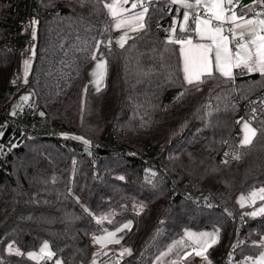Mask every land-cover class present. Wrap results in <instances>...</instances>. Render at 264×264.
<instances>
[{
    "label": "trees",
    "instance_id": "16d2710c",
    "mask_svg": "<svg viewBox=\"0 0 264 264\" xmlns=\"http://www.w3.org/2000/svg\"><path fill=\"white\" fill-rule=\"evenodd\" d=\"M106 2L33 0L26 27L33 43L15 57L4 43L15 15L0 0V88L10 82L11 90L0 91V110L28 90L36 117L67 133L63 144L59 137L31 138L0 115V132L11 130L4 141L0 136V264H36L27 254L43 242L54 253L45 264H89L96 259L92 239L127 219L132 227L121 245L131 254L117 264H150L185 228L215 229L219 241L208 253L217 257L235 234L233 213L243 212L234 197L264 187V113L249 120L257 130L251 144L238 143L240 108L264 90V75L236 68L232 79L213 72L199 90L184 83L178 47L168 42L181 10L161 0L149 1L142 30L109 50ZM94 55L106 61L99 92L85 74ZM170 91L178 93L166 102ZM108 130L122 154L83 150L84 136L99 142ZM159 146L174 181L224 208L171 197L169 180L146 161ZM233 150L236 164L225 155ZM248 230L251 240L234 246L235 260L255 255L264 216L249 218Z\"/></svg>",
    "mask_w": 264,
    "mask_h": 264
},
{
    "label": "snow or ice",
    "instance_id": "6c2138e0",
    "mask_svg": "<svg viewBox=\"0 0 264 264\" xmlns=\"http://www.w3.org/2000/svg\"><path fill=\"white\" fill-rule=\"evenodd\" d=\"M129 0H111V3H105L104 7L108 10L112 18L116 20L115 28L117 30L122 27L128 26L131 30H137V27L143 28L144 9L142 12L136 13L132 16H123L122 14L129 11L124 8V4H128ZM140 0L132 3L131 7L136 8ZM172 4H179L185 9L183 12V22L180 24L179 31L188 33L183 38L175 35L176 29H171L172 35L169 38V43L180 45V54L183 60V74L184 80L188 85L195 87L199 90V85L206 82L205 77L213 78V66L215 71L225 78L232 79L233 69L243 68L248 72L259 71L264 75V13L257 12L256 18L247 19L242 15H238L233 7L234 0H171ZM261 7H264V0H256ZM243 7L244 5H240ZM203 8V16H201L199 9ZM191 9L192 11H188ZM230 13V14H229ZM117 17H119L117 19ZM191 19V26L189 25V19ZM33 24L36 21L32 22ZM225 25L231 27L225 28ZM195 33V36L199 38V41H208L209 43L193 42V38L190 35ZM128 33L124 32L123 35L117 39L116 43L119 47L123 48L128 39ZM111 43V42H109ZM93 59H96L95 55ZM25 65L29 62L24 61ZM106 74V61L100 60L96 64V70L92 75L96 78L94 83L97 85V91H100V83ZM183 95V93L181 94ZM24 99H27L25 97ZM264 103V101H261ZM255 112V109H253ZM15 114V113H13ZM43 115V113H41ZM239 123V121H238ZM242 131L244 133L241 140V146H247L251 144L252 138L256 136L257 130L252 128L248 122H244L242 125ZM3 133L0 132V136ZM76 139H82L76 137ZM85 144L89 142L83 141ZM227 156L228 153H225ZM234 159H239L236 155ZM227 163V161H224ZM123 179V177H121ZM256 199L264 200V188L252 191L248 197L241 196L238 201L241 207L245 206L246 200H251L254 204ZM258 214H264V206L260 207L258 211L250 213L252 216ZM130 228V224H124L122 228H118L115 232H108L105 236L94 237L96 243L102 247H106L107 244H119L120 239L117 238L116 233ZM186 236L189 238L196 237L197 234L186 232ZM209 237L204 240L201 238ZM216 242L214 234L211 233H199L198 238L194 240V243L200 245L203 251H206L208 247ZM184 241H177L176 244H183ZM175 246V245H173ZM171 251V247L169 248ZM8 252H13L12 245H8ZM125 253L131 254V249L124 248L121 255ZM16 255H22L19 249L15 250ZM40 254L51 258L54 253L49 249L47 242L40 248ZM197 256L202 255V251L197 250L195 252ZM28 257L30 259H37V254L29 252ZM192 255L191 252L186 256ZM207 259L206 256L203 257ZM56 264H61L60 261H56ZM95 264V261L93 262ZM175 264V262H173ZM254 264H264V253L261 254Z\"/></svg>",
    "mask_w": 264,
    "mask_h": 264
},
{
    "label": "built area",
    "instance_id": "2783aa9c",
    "mask_svg": "<svg viewBox=\"0 0 264 264\" xmlns=\"http://www.w3.org/2000/svg\"><path fill=\"white\" fill-rule=\"evenodd\" d=\"M5 5L9 6L13 15H15L14 19L11 20L9 27L4 36V43L8 51L12 52L15 57H18V54L22 51L24 47L28 44H32L33 40L31 37L26 36V27L28 25V21L32 10L34 8L33 0H4ZM149 0H141L140 5L143 9L149 7ZM249 11V17L256 18V13L261 12L264 13V7H261L256 0H253ZM165 8H173L174 5L169 1L165 0L164 4ZM175 8V7H174ZM177 10V8H175ZM180 11V9H178ZM201 16L203 13L200 12ZM192 19V18H190ZM231 27L230 25H225V28ZM156 29H161L160 24L155 25ZM10 82H8L7 86L0 91L4 92V95H8L10 93ZM28 95V99L24 104V107L21 111L17 112L15 115H11L10 110L5 111L4 109L0 110V115L8 119L9 124L13 127H18L23 134L31 137V138H41V137H59L60 142L63 144L62 137H65L67 133L61 129V127L45 123L41 121L35 115V100L34 96L29 93L28 90L23 91ZM264 90H262L256 97H254L247 105L242 106L240 108L241 112H245L242 116L241 120L249 121L252 118L259 116L264 113ZM5 103V99L2 98L0 101V107ZM255 109V112H253ZM250 122V121H249ZM90 143V140L88 141ZM91 144V143H90ZM100 150L104 151H116L118 155L122 154V150L120 148L119 138L114 131L109 130L106 137L100 142L98 149H96V154L100 153ZM163 148L159 146L153 153H151L146 161L152 165H157L163 173V176L169 180V194L171 197H176L182 195L184 198H187L191 201L192 205L195 207H212L217 206L223 209V206H220L217 201H215L210 196L192 191L188 187V183L184 182V184H178L171 178L169 172L165 169V159L162 155ZM237 155V151L233 150L228 153V160L232 163L236 164L238 159H234L233 157ZM1 160V157H0ZM233 213V211H232ZM248 217L242 213L235 214L233 213V223L235 227V234L231 239L230 245L226 249L227 252L223 253L217 260V264H238L242 263L237 262L233 258V242L236 237V233H240V237L244 240V242H249V238L247 237L248 231Z\"/></svg>",
    "mask_w": 264,
    "mask_h": 264
},
{
    "label": "crops",
    "instance_id": "0c3cea01",
    "mask_svg": "<svg viewBox=\"0 0 264 264\" xmlns=\"http://www.w3.org/2000/svg\"><path fill=\"white\" fill-rule=\"evenodd\" d=\"M149 1H159V0H149ZM161 1H165V0H161ZM169 1L171 2V0H169ZM134 2H136V0H129V3L128 4H124L123 5L124 8L129 9V11H127V12H125V13L122 14L123 16H132V15H134L136 13H139V12H142L143 11V9H141L139 7V4L137 5L136 8H132L131 5ZM193 2H194V0H193ZM109 3H111V2H109ZM173 5H174L175 8L181 10L180 15H179V18H178V21H177V24H175L177 26V37H180V34L184 33V32H180L179 31V27H180V24L183 22V12L185 11V9H183V7L181 5H179V4H173ZM240 5H242L241 4V0H234V4L232 6H230V7H233L234 10L237 12L238 15H242V16H244L247 19H251L249 17V11H250L251 5L248 4V5H245L243 7H241ZM188 11L191 12L192 10L189 9ZM199 12H202L203 13V8L202 7L199 9ZM106 15L109 18V32H110V37H111L110 42L112 43V45L117 46V47H119V45H117L116 41H117V39H119V37L121 35L124 34V32H127L128 33V37L130 38L133 34L139 32L140 30H142L145 27L146 12H144V19L142 21L143 24H144V27L142 29L139 28V27H137V30H135V31L131 30V28L128 27V26L122 27L121 29L117 30L115 28L116 20L111 17V15L109 14V12H108L107 9H106ZM118 18L119 17H117V19ZM260 18H264V16H262ZM189 25L191 26V19H189ZM190 35L192 36L194 43L199 41V38L195 36V33H191ZM199 42L209 43L208 41H199ZM175 45L178 47V51H179V61H180L181 78H182L183 82L186 83L185 80H184V74H183V71H182V68H183V60H182V57H181V54H180V47L181 46L178 45V44H175ZM99 56L103 57V59H104V56L103 55H99ZM104 61H105V59H104ZM90 66H91V64L85 69L86 79H87V82L89 83V87H91V89L93 91H96L97 90V86H96V84L93 81L94 78H93V75H92V73L96 70V68L94 66H92V67H90ZM234 71H235V69H233V75H234ZM213 72H216L214 66H213ZM216 73H218V72H216ZM247 73H249V74H251V73L261 74L259 71H253V72H248L247 71ZM101 84H102V81H101V83L99 85L100 88H101ZM244 122H248L250 124V126L252 128H254L249 121H246V120L241 121V123L239 125L240 138H239V142H238L240 145H241L240 142H241V140L243 138V135H244V133L242 131V125H243ZM253 138H252V140H253ZM101 234H103V233H101ZM100 235H97V236H100ZM102 236L103 235H101V237ZM180 240H183L184 243L183 244H176V242L177 241H180ZM121 244L120 245H113V246L110 245L107 249H105L104 251H101L102 253H99L101 257L100 256L98 257V255H96V253L98 254L96 241H94V242L91 241V246H92L94 252H96L95 253V257L98 258V260L101 262V264H117L121 259H123L124 256L127 255V253H125L124 255H121V252L123 251V248H122V245ZM173 245H175V246H173ZM170 247H171V251H169V248ZM103 248L104 247L101 246V250ZM107 250L109 251V253H106ZM189 252H191L192 255L186 256V254L189 253ZM111 253L115 254V256L117 258L115 257V259H113L111 257L110 259H107V255L108 254H111ZM211 258H212V260L215 261V264H217L216 257H212L211 256ZM236 261L237 262H241L242 261V263H238V264H245V262H246L244 260V258L243 259H240V260H236ZM173 262H175V264H198L196 262V258H195V254H194V245L190 241L185 240L181 236V234L179 236L173 238L153 258V260L151 261L150 264H173Z\"/></svg>",
    "mask_w": 264,
    "mask_h": 264
},
{
    "label": "rangeland",
    "instance_id": "374dc122",
    "mask_svg": "<svg viewBox=\"0 0 264 264\" xmlns=\"http://www.w3.org/2000/svg\"><path fill=\"white\" fill-rule=\"evenodd\" d=\"M175 28L176 29V33L175 35L177 36V26L175 24L171 25L169 28H168V36L170 38V36L172 35L171 33V29ZM186 35L188 34H185V33H182L180 34V37L183 38L185 37ZM111 40V37H110V32H109V39H108V42H107V46L106 47L107 49H111V46H112V43H109ZM100 57V58H99ZM98 58H96L92 63H91V66H94L96 68V64L100 61V60H104L103 57L99 56ZM22 66L24 67V69H26V67L29 66V63L27 65H25V63L23 62L22 63ZM94 80L96 79L94 76H93ZM93 80V81H94ZM88 83V82H87ZM104 84V78L102 80V84H101V87L103 86ZM89 85V83H88ZM97 86V85H96ZM91 88V87H90ZM92 90V89H91ZM11 92V91H10ZM178 92L177 91H170L169 93H167L166 97H165V100L166 102H169L171 101L177 94ZM11 94V93H10ZM25 97H27L28 99V95L24 92L20 93L15 101L13 102L12 106H11V109H10V113L11 115H15L17 112L21 111L22 108L24 107V104L25 102L27 101V99H24ZM15 113V114H13ZM51 124V123H50ZM109 132V130H108ZM107 132V133H108ZM107 135V134H106ZM84 140H87L89 141L88 137L84 136ZM83 139L80 141L81 144H82V147H83V150H85L87 153L88 152H92L93 150V154L95 153L96 155V149H98V146L100 145V142L102 141H99V142H94V141H90V143L88 144H85L83 141ZM260 188H264V187H259V188H256L254 190H258ZM252 190V191H254ZM251 191V192H252ZM247 193V194H237L235 197H234V202L236 203V206L239 208V209H242L241 212L243 211V214L245 216H247L248 218H257V217H260V216H264V214H258L256 216H252L250 215V213L254 212V211H258V209L262 206H264V200H260V199H256L255 203L253 204L251 200H246L245 201V206L244 207H241L240 203L238 202L240 200V197L241 196H244V197H248L249 194L251 193ZM236 213H240L239 211H237ZM124 224H130V228L128 229H124L123 231H119L116 233L117 235V238L120 239V243L119 244H113V243H110V244H107L106 247H104L102 250H101V245L96 243L97 244V252L98 254L96 253V255H98V257L100 256L99 253H102L101 251H104L105 249H107L110 245H120L122 243V241L124 240V237L130 232L131 230V227H132V221L130 219H127L126 221H124L122 224H120L119 226L116 227V229L112 230V231H107L101 235L105 236L108 232H115L118 228H122ZM186 232H191V233H194V234H197L196 237H192V238H189L188 236H186ZM199 233H211V234H214L215 238H216V242L214 244H212L210 247L207 248L206 251H203L200 247L199 244L197 243H194V240H196L198 238V234ZM247 237L249 238V241L251 240V234H250V230H248L247 232ZM100 236H95V237H101ZM181 236L185 239V240H188L190 241L193 245H194V254L197 250H200L202 251V255L201 256H197L195 254V258H196V262L198 264H215V261L212 260L211 256L209 255V250L210 248L216 246L218 244V241H219V234L218 232L215 230V229H202V230H195V229H191V228H185L182 230V233H181ZM201 239H204V240H207L209 239V237H204V238H201ZM92 241L94 242V238L92 239ZM255 241L257 243V245H259V248L255 249L254 252H255V255L252 256V257H244V260L246 261L245 264H254V262L259 259V257L261 256L262 253H264V234L262 236H258L255 238ZM244 240L240 237V233L237 232L236 233V237H235V240L234 242L232 243L233 246H237V245H240L241 243H243ZM45 242L41 243V245L39 246V248L37 249V251H34V253L37 254V259H35V263L36 264H45L46 262H48L50 260V258H48L47 256H44V255H41L40 254V248L43 246ZM230 245V244H229ZM228 245V246H229ZM228 248V247H227ZM234 248V247H233ZM50 249V248H49ZM227 250H225L224 252L222 251V253H218L217 254V257H216V261L218 260V258L223 254V253H226ZM106 253H109V251L107 250ZM206 256L207 259H204L203 257ZM101 257V256H100ZM113 258L115 259V254L111 253V254H108L107 255V259H110V258ZM117 258V257H116ZM34 260V259H33ZM95 261V264H101V262L98 260V258L96 257V259H93L91 260V262L89 264H93V262ZM50 264V262L48 263Z\"/></svg>",
    "mask_w": 264,
    "mask_h": 264
},
{
    "label": "water",
    "instance_id": "95a60500",
    "mask_svg": "<svg viewBox=\"0 0 264 264\" xmlns=\"http://www.w3.org/2000/svg\"><path fill=\"white\" fill-rule=\"evenodd\" d=\"M252 2H253V0H241V4L244 5V6L248 5V4L252 3ZM10 132H11V130L7 129V131L4 133V135L2 137V141H4L8 137Z\"/></svg>",
    "mask_w": 264,
    "mask_h": 264
}]
</instances>
